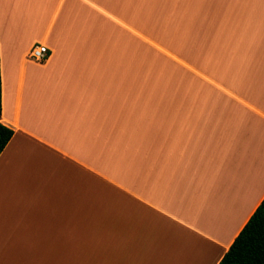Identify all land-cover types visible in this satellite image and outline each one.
Masks as SVG:
<instances>
[{
	"label": "crops",
	"instance_id": "crops-1",
	"mask_svg": "<svg viewBox=\"0 0 264 264\" xmlns=\"http://www.w3.org/2000/svg\"><path fill=\"white\" fill-rule=\"evenodd\" d=\"M0 70V264H219L264 199V0H0Z\"/></svg>",
	"mask_w": 264,
	"mask_h": 264
},
{
	"label": "trees",
	"instance_id": "trees-1",
	"mask_svg": "<svg viewBox=\"0 0 264 264\" xmlns=\"http://www.w3.org/2000/svg\"><path fill=\"white\" fill-rule=\"evenodd\" d=\"M2 83L0 70V116ZM13 130L0 121V153L13 135ZM219 264H264V199L242 228Z\"/></svg>",
	"mask_w": 264,
	"mask_h": 264
},
{
	"label": "built area",
	"instance_id": "built-area-1",
	"mask_svg": "<svg viewBox=\"0 0 264 264\" xmlns=\"http://www.w3.org/2000/svg\"><path fill=\"white\" fill-rule=\"evenodd\" d=\"M48 47L43 44L34 45L31 49V58L35 61H43L48 56Z\"/></svg>",
	"mask_w": 264,
	"mask_h": 264
}]
</instances>
